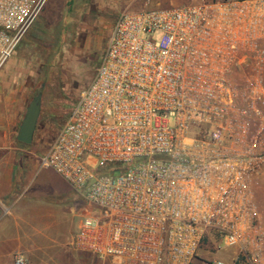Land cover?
Instances as JSON below:
<instances>
[{"label": "built area", "instance_id": "2783aa9c", "mask_svg": "<svg viewBox=\"0 0 264 264\" xmlns=\"http://www.w3.org/2000/svg\"><path fill=\"white\" fill-rule=\"evenodd\" d=\"M46 2L0 0V71ZM39 169L94 208L71 237L77 252L264 264L253 190L264 173V0L121 12Z\"/></svg>", "mask_w": 264, "mask_h": 264}, {"label": "rangeland", "instance_id": "374dc122", "mask_svg": "<svg viewBox=\"0 0 264 264\" xmlns=\"http://www.w3.org/2000/svg\"><path fill=\"white\" fill-rule=\"evenodd\" d=\"M130 1L47 0L0 71L1 135L5 132V138L15 140L28 103L41 93V114L33 142L27 147L41 156L79 92L93 80L111 27L120 13L189 5L197 0H136L133 4L136 7L126 8ZM36 182L58 222L54 241L45 249L18 251L27 257L29 264H117L114 260L77 252L70 246L71 237L81 221L93 213V206L77 198L51 170H39ZM253 190L255 201L264 212V173L256 178ZM74 197L75 207L70 199ZM228 251L232 252L224 250L218 256L228 255Z\"/></svg>", "mask_w": 264, "mask_h": 264}, {"label": "crops", "instance_id": "0c3cea01", "mask_svg": "<svg viewBox=\"0 0 264 264\" xmlns=\"http://www.w3.org/2000/svg\"><path fill=\"white\" fill-rule=\"evenodd\" d=\"M135 1L125 7H136ZM5 134H0V264H14L13 256L19 250L28 253L31 248L45 249L53 242L58 221L36 182L40 156L16 140L9 141ZM70 199L77 206V199ZM228 257L220 256L226 261Z\"/></svg>", "mask_w": 264, "mask_h": 264}, {"label": "water", "instance_id": "95a60500", "mask_svg": "<svg viewBox=\"0 0 264 264\" xmlns=\"http://www.w3.org/2000/svg\"><path fill=\"white\" fill-rule=\"evenodd\" d=\"M41 93L35 95L28 103L22 121L15 135L17 143L29 146L33 142L34 133L40 117Z\"/></svg>", "mask_w": 264, "mask_h": 264}, {"label": "trees", "instance_id": "16d2710c", "mask_svg": "<svg viewBox=\"0 0 264 264\" xmlns=\"http://www.w3.org/2000/svg\"><path fill=\"white\" fill-rule=\"evenodd\" d=\"M18 145L23 147V145H21V144H19V143H18ZM24 147H26V146H24Z\"/></svg>", "mask_w": 264, "mask_h": 264}, {"label": "flooded vegetation", "instance_id": "af4514ba", "mask_svg": "<svg viewBox=\"0 0 264 264\" xmlns=\"http://www.w3.org/2000/svg\"><path fill=\"white\" fill-rule=\"evenodd\" d=\"M40 114H41V111H40Z\"/></svg>", "mask_w": 264, "mask_h": 264}]
</instances>
